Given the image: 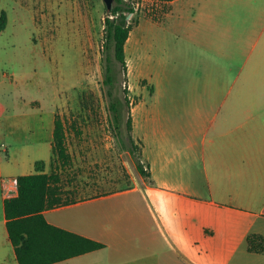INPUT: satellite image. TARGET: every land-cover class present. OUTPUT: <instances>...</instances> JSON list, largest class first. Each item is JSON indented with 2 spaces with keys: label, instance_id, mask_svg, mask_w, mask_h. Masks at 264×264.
Masks as SVG:
<instances>
[{
  "label": "crops",
  "instance_id": "1",
  "mask_svg": "<svg viewBox=\"0 0 264 264\" xmlns=\"http://www.w3.org/2000/svg\"><path fill=\"white\" fill-rule=\"evenodd\" d=\"M157 3L167 12L140 21L125 45L129 82H145L129 115L151 176L45 210L106 245L53 264H264L248 244L264 240V0ZM52 142L53 132L38 138L44 153L28 151L10 178L0 157V264H19L10 180L36 173L38 159L50 173Z\"/></svg>",
  "mask_w": 264,
  "mask_h": 264
},
{
  "label": "rangeland",
  "instance_id": "2",
  "mask_svg": "<svg viewBox=\"0 0 264 264\" xmlns=\"http://www.w3.org/2000/svg\"><path fill=\"white\" fill-rule=\"evenodd\" d=\"M128 1L136 2L135 14L128 15L134 28L144 19L159 18L168 7L151 0ZM0 3L7 13L6 29L0 31V157L5 175L26 171L16 165L28 151L31 157L44 153L35 151L38 138L51 135L60 115L73 155L72 165L62 170L63 199L125 190L147 180L129 150L140 144L129 138L127 110L121 134L111 119L104 84V0ZM144 83L129 82L130 101L139 98ZM125 88L119 74L113 93L123 102Z\"/></svg>",
  "mask_w": 264,
  "mask_h": 264
},
{
  "label": "trees",
  "instance_id": "3",
  "mask_svg": "<svg viewBox=\"0 0 264 264\" xmlns=\"http://www.w3.org/2000/svg\"><path fill=\"white\" fill-rule=\"evenodd\" d=\"M151 1L170 2L173 0ZM135 12V1L115 0L112 11L108 12L105 19L106 37L104 43L106 53L104 57V84L108 86L107 94L111 119L116 133L121 134L125 120L124 110H127L126 125L133 145V121L129 115L131 101L125 45L134 28V24L128 15L135 14ZM6 24L7 13L3 10L0 16V31L6 29ZM119 74H123L124 83H126L124 102L116 98L113 93ZM66 131L63 118L57 115L54 120L50 173L45 172L44 160L36 161V173L18 176V195L9 197L4 202L6 226L19 264H53L106 247L100 241L57 227L49 223L44 216V211L47 209L68 205L76 201V199H63L60 185L62 170L73 163V155L69 149ZM124 148L127 149L128 147L124 146ZM129 150L134 156L138 172L144 177H150L149 166L142 161L141 145L133 146ZM262 214L264 215V209ZM248 244L250 251L264 252L262 236L250 235Z\"/></svg>",
  "mask_w": 264,
  "mask_h": 264
},
{
  "label": "built area",
  "instance_id": "4",
  "mask_svg": "<svg viewBox=\"0 0 264 264\" xmlns=\"http://www.w3.org/2000/svg\"><path fill=\"white\" fill-rule=\"evenodd\" d=\"M12 185H13V190H10V197H15L18 195V183H17V179H11L10 180Z\"/></svg>",
  "mask_w": 264,
  "mask_h": 264
},
{
  "label": "water",
  "instance_id": "5",
  "mask_svg": "<svg viewBox=\"0 0 264 264\" xmlns=\"http://www.w3.org/2000/svg\"><path fill=\"white\" fill-rule=\"evenodd\" d=\"M104 2L106 4L108 12H111L114 7L115 0H104Z\"/></svg>",
  "mask_w": 264,
  "mask_h": 264
},
{
  "label": "flooded vegetation",
  "instance_id": "6",
  "mask_svg": "<svg viewBox=\"0 0 264 264\" xmlns=\"http://www.w3.org/2000/svg\"><path fill=\"white\" fill-rule=\"evenodd\" d=\"M116 83V82H115Z\"/></svg>",
  "mask_w": 264,
  "mask_h": 264
}]
</instances>
